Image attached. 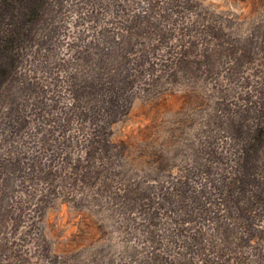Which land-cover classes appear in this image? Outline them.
<instances>
[{
  "label": "rangeland",
  "instance_id": "1",
  "mask_svg": "<svg viewBox=\"0 0 264 264\" xmlns=\"http://www.w3.org/2000/svg\"><path fill=\"white\" fill-rule=\"evenodd\" d=\"M0 264H264V0H0Z\"/></svg>",
  "mask_w": 264,
  "mask_h": 264
},
{
  "label": "trees",
  "instance_id": "2",
  "mask_svg": "<svg viewBox=\"0 0 264 264\" xmlns=\"http://www.w3.org/2000/svg\"><path fill=\"white\" fill-rule=\"evenodd\" d=\"M2 66V65H1Z\"/></svg>",
  "mask_w": 264,
  "mask_h": 264
}]
</instances>
